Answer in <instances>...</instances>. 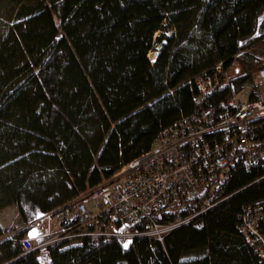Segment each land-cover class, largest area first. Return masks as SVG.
Here are the masks:
<instances>
[{
  "label": "trees",
  "instance_id": "trees-1",
  "mask_svg": "<svg viewBox=\"0 0 264 264\" xmlns=\"http://www.w3.org/2000/svg\"><path fill=\"white\" fill-rule=\"evenodd\" d=\"M263 51L264 0H0V211L15 207L27 228L0 226V264H264L238 229L243 207L264 203L260 169H239L236 195L163 244L22 247L37 221L74 215L65 207L190 116L195 78L241 67L219 105L252 82Z\"/></svg>",
  "mask_w": 264,
  "mask_h": 264
},
{
  "label": "built area",
  "instance_id": "built-area-1",
  "mask_svg": "<svg viewBox=\"0 0 264 264\" xmlns=\"http://www.w3.org/2000/svg\"><path fill=\"white\" fill-rule=\"evenodd\" d=\"M261 61L252 82L219 105L211 97L239 78L241 67L219 63L195 78L194 112L163 131L150 151L110 181L66 206H75V214L56 215L57 231L24 239L23 256L82 242L163 244L230 200L236 194L227 189L239 169L264 171V51ZM261 180L264 176L256 183ZM239 222L242 239L264 263V203L243 207Z\"/></svg>",
  "mask_w": 264,
  "mask_h": 264
},
{
  "label": "rangeland",
  "instance_id": "rangeland-1",
  "mask_svg": "<svg viewBox=\"0 0 264 264\" xmlns=\"http://www.w3.org/2000/svg\"><path fill=\"white\" fill-rule=\"evenodd\" d=\"M169 37H171V35H169ZM154 52H151V54L148 55V59H150V61L154 60V56H153ZM156 60V57H155ZM154 60V62H155ZM55 219L53 217L49 218L48 220H45L44 222L34 225V229L33 231L26 236L24 239H28V238H39L41 236H39L40 234V230L43 228H47L48 226H51L55 223ZM0 223L1 225L5 228V230L8 231H13L15 229H17L18 227H20V220H19V216H18V212L16 210L15 207H10L7 211L4 212H0ZM57 225V223L55 224ZM17 231V230H16ZM22 232V231H20ZM18 232V233H20ZM16 233V232H15ZM8 234V233H7ZM10 235H14V234H8V236Z\"/></svg>",
  "mask_w": 264,
  "mask_h": 264
},
{
  "label": "crops",
  "instance_id": "crops-1",
  "mask_svg": "<svg viewBox=\"0 0 264 264\" xmlns=\"http://www.w3.org/2000/svg\"><path fill=\"white\" fill-rule=\"evenodd\" d=\"M9 208H10V207H8V208H6V209H3V210L0 211V212L7 211ZM49 218H51V217H44V218H42L41 220L37 221L34 225L40 224V223L44 222L45 220H48ZM55 221H56V220H55ZM55 224H56V222H55L53 225L48 226L47 228H43V229H41V230H40L41 232L39 233V234H40L39 236H47V235H50V234H52L53 232L57 231V230H58V225H55ZM0 226H1L3 229H5V228L1 225V223H0ZM26 229H27V228L18 227L16 233H18V232H20V231H24V230H26ZM13 234H14V233H13ZM32 239H34V238H32Z\"/></svg>",
  "mask_w": 264,
  "mask_h": 264
}]
</instances>
